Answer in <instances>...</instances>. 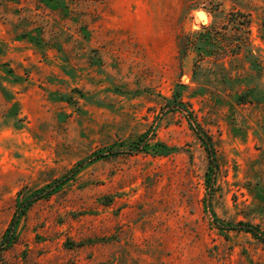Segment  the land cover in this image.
I'll return each instance as SVG.
<instances>
[{"label": "rangeland", "instance_id": "obj_1", "mask_svg": "<svg viewBox=\"0 0 264 264\" xmlns=\"http://www.w3.org/2000/svg\"><path fill=\"white\" fill-rule=\"evenodd\" d=\"M245 225L264 0H0V264H264Z\"/></svg>", "mask_w": 264, "mask_h": 264}, {"label": "trees", "instance_id": "obj_2", "mask_svg": "<svg viewBox=\"0 0 264 264\" xmlns=\"http://www.w3.org/2000/svg\"><path fill=\"white\" fill-rule=\"evenodd\" d=\"M198 134H199L200 138L202 139V141L206 143V148H207L210 156L213 157L214 156L213 155L214 154V150H213V146H212V139H211V137L210 136H207L202 131H198ZM102 156H104L102 153H96L94 155V157H91L89 160L82 161L81 163H79L78 167H76L75 169H73L71 171V173H75V172L79 171L80 168H82L87 162H89L91 160H94V159H97V158H100ZM231 228H235V227H231ZM243 230H246L247 232H251L254 236L260 238L264 242V237H262L260 235V233L254 227H251L250 225H245V227H244Z\"/></svg>", "mask_w": 264, "mask_h": 264}]
</instances>
